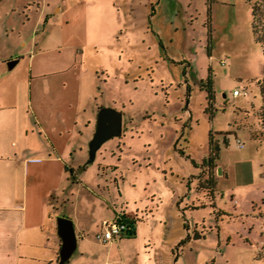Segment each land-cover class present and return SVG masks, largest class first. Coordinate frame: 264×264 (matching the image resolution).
<instances>
[{"label":"rangeland","instance_id":"rangeland-1","mask_svg":"<svg viewBox=\"0 0 264 264\" xmlns=\"http://www.w3.org/2000/svg\"><path fill=\"white\" fill-rule=\"evenodd\" d=\"M254 1L0 0V93L16 96L19 127L27 125L31 100L50 112V122L63 106L68 116L78 85L76 49L92 79L89 106L122 111L120 135L102 142L88 163L89 139L72 159L82 182L79 216L120 205L141 212L150 203L149 196L141 201L147 190L163 196L152 209L165 213L166 224L154 225L149 214L134 235L107 243L91 236L84 244L87 234L79 231L66 264H261L263 53L251 28ZM208 75L211 114L200 87ZM97 108H87L92 127ZM210 130L219 145L211 191L201 164ZM176 193L183 209L172 200Z\"/></svg>","mask_w":264,"mask_h":264},{"label":"crops","instance_id":"crops-1","mask_svg":"<svg viewBox=\"0 0 264 264\" xmlns=\"http://www.w3.org/2000/svg\"><path fill=\"white\" fill-rule=\"evenodd\" d=\"M78 53L76 49L78 85L73 101L67 104V117L59 99L63 110L54 112L57 122H50V112L35 107L31 100L27 125L20 121L24 129L23 125L18 126L16 96L0 93V264H56L61 243L58 215L76 216L73 219L76 233L83 230L87 234L80 237L84 244L93 241L91 236L102 219L113 218L117 213L136 219L135 232L138 222L149 214L154 225L167 223L165 213L153 212L152 206L159 208L163 198L154 190H147L141 197V201L143 197H151L150 203L144 202V213L139 212V206L128 210L123 205L113 207L110 214L89 213L82 218L77 213L76 196L82 182L75 173L71 179L68 168H73L72 159L81 155L95 128L87 108H97L89 106L90 93L86 89L87 86L91 89L92 79L86 74L89 70L82 56L77 60ZM11 56L18 60L19 53ZM18 135L20 140L15 138ZM179 196L176 193L172 200L177 209H183ZM182 228L187 231L184 218Z\"/></svg>","mask_w":264,"mask_h":264},{"label":"trees","instance_id":"trees-1","mask_svg":"<svg viewBox=\"0 0 264 264\" xmlns=\"http://www.w3.org/2000/svg\"><path fill=\"white\" fill-rule=\"evenodd\" d=\"M251 28L255 39L258 41L260 48L263 53V68H262V75L259 79H257V86L260 96V104L258 109V120L260 123V134L264 141V0H255L251 5ZM200 87L206 90V98H207V105L205 107L206 111H209L211 114V107L213 106L214 97H215V90L213 88V80L210 75L206 77V79L200 80ZM213 132L210 130L209 132V153L207 156L203 157L201 164H204L207 167L208 176L207 182L209 183L207 187L211 190L214 189L215 179L212 178V169L216 166L215 157L218 155L219 145L214 140ZM224 142L227 143V139L224 137ZM85 166H79V168H84ZM69 176L71 179H74L73 168H68ZM264 174V172H263ZM259 215L263 219L264 223V197L261 201V207H259L258 211ZM126 221L128 222V230L122 236H129L135 234V218H127ZM185 239L179 241V243L184 242ZM59 258V256H58ZM58 258L57 263L58 264ZM257 258L261 260V264H264V237L262 244L260 245L259 249L257 250ZM68 260L63 263L66 264Z\"/></svg>","mask_w":264,"mask_h":264},{"label":"water","instance_id":"water-1","mask_svg":"<svg viewBox=\"0 0 264 264\" xmlns=\"http://www.w3.org/2000/svg\"><path fill=\"white\" fill-rule=\"evenodd\" d=\"M17 58L7 60V67H12ZM122 132V111L110 106H99L95 117V128L88 140V157L85 163L94 159L97 148L106 139ZM220 172V168H218ZM57 232L61 238L58 250V264L65 263L77 245V236L73 220L65 215L56 217Z\"/></svg>","mask_w":264,"mask_h":264},{"label":"built area","instance_id":"built-area-1","mask_svg":"<svg viewBox=\"0 0 264 264\" xmlns=\"http://www.w3.org/2000/svg\"><path fill=\"white\" fill-rule=\"evenodd\" d=\"M225 62V60H222ZM241 90L236 88L233 90L234 94L240 93ZM239 146H243V142L238 141ZM128 222L123 213H117L113 218H104L101 220L100 227L97 229L93 237L100 242H110L113 239L122 236L128 230ZM84 236V234H83Z\"/></svg>","mask_w":264,"mask_h":264}]
</instances>
